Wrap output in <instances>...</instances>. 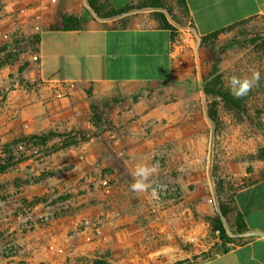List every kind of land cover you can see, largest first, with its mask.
<instances>
[{"label":"crops","instance_id":"crops-1","mask_svg":"<svg viewBox=\"0 0 264 264\" xmlns=\"http://www.w3.org/2000/svg\"><path fill=\"white\" fill-rule=\"evenodd\" d=\"M108 1L120 9L133 0ZM185 1L188 26L182 29L185 40L180 41L176 32L183 27L166 15L176 28L172 35L159 25L151 9L102 18L87 0H0V95L11 92L17 98L30 92L32 132L91 130V107L103 113L105 132L61 155L63 171L89 175L96 187L108 178V192L114 194L133 180L131 173L138 163L156 166L165 145L178 147L169 158L183 164L205 156L202 146L212 141L208 97L191 88L210 58V51L199 47L200 39L264 15V0ZM15 47L26 51L6 59ZM5 125L0 122V127ZM6 126L19 133V124ZM234 201L245 227L241 242L199 264H264V178L237 190ZM84 208L75 219L63 221L71 228L102 222L101 239L106 243L101 253L109 254L107 244L115 237V226L122 225L120 234L131 238L135 217L118 215L106 204L90 203ZM66 238L72 245L77 243L74 250L51 264H66V259L90 251L86 244L81 246L80 234L70 232ZM91 245L93 249L96 243ZM41 261L29 249L15 263Z\"/></svg>","mask_w":264,"mask_h":264},{"label":"rangeland","instance_id":"rangeland-1","mask_svg":"<svg viewBox=\"0 0 264 264\" xmlns=\"http://www.w3.org/2000/svg\"><path fill=\"white\" fill-rule=\"evenodd\" d=\"M170 2L174 15H166L183 27L176 32L183 41L186 32L182 29H187L184 27L188 26V17L177 0ZM263 39L264 15L200 39V48L210 51L208 45L213 43L220 51L219 66L226 87L227 77L251 75L253 69L260 72V81L247 94L242 110L228 111L221 99L206 98L212 141L207 140L202 146L205 156L183 164L169 158L178 147L165 145L155 161L157 172L145 192L132 191V180L114 195L108 192V178H102L100 187H96L91 176L79 177L75 171L62 170L61 155L79 149L107 129L101 121V126L96 125L93 115L91 130L52 128L32 132L30 92L17 98L11 92L0 95V122L20 125L19 133L15 127H0V264H17L15 261L26 256L29 249L33 257L43 259L39 264H51L74 250L77 243L72 245L66 238L70 232L80 234L81 246L86 244L90 251L66 259V264H96L97 260L106 264H199L224 250L213 226L214 218L221 213V207L225 208L228 216L222 219L226 231L236 236L231 232L238 217L234 195L264 178V48L260 47ZM25 51L15 47L5 58L14 59ZM211 59L210 52L209 61L200 68V79L194 85L191 82V88L202 90ZM95 112L102 118L98 107ZM209 112H215V123ZM216 188L221 190V202ZM90 203L109 205L110 211L118 215L124 212L135 217L134 223L137 221L127 240L120 234L122 225L115 226V237L107 244L109 254L100 252L106 243L101 239L102 222L71 228L63 221L66 217L75 219Z\"/></svg>","mask_w":264,"mask_h":264},{"label":"trees","instance_id":"trees-1","mask_svg":"<svg viewBox=\"0 0 264 264\" xmlns=\"http://www.w3.org/2000/svg\"><path fill=\"white\" fill-rule=\"evenodd\" d=\"M177 2L179 5H181V7L183 8L184 12L186 13L188 17V9H187L186 1L177 0ZM87 3L89 7L99 17H102V18L117 17V16H120L128 12H132V11H142V10H147V9L155 10V12H153L152 15L159 22V25L163 29L170 30L172 32V35L175 34L176 28H174V26L169 23L167 16L165 14L167 13L170 17L173 18V15H174L173 14V4L170 2V0H133L130 4L120 9H115L109 3L108 0H87ZM159 10L164 11L165 13ZM174 22L176 24H179L175 20ZM218 31L208 34L207 36L208 37L215 36L217 35ZM208 47L210 49L212 59H211V67L209 69V73L204 78L203 84H202V90L204 94L208 98L221 99L223 102L224 108L228 111L242 110L244 108L245 101L247 100V95L241 98H236L230 94V91L224 84L223 77L220 72V66H219L220 61H221L220 56H219L220 51L216 49L213 43L209 44ZM260 47L264 48V39L261 41ZM221 50H223V48H221ZM91 111H92V115H93L92 118L94 122L96 123V125H99L101 121V116L95 112L96 106H92ZM214 114L215 112H209L208 116L215 123L216 117L214 116ZM257 181L258 180L252 182L251 184ZM220 191L221 190H219V188H216V195L219 201L221 200V196H222ZM227 216H228V211L225 210V208L221 207V213L219 215H216V217L214 218V223H213L214 228L218 230L219 232V238L223 243L224 250L230 244L235 245V244L240 243L242 240L241 235L245 233L243 219L241 215L238 213V217L236 219L237 224L236 225L234 224V226L231 227V232L236 234V236H231V234L226 231V227L222 219V217H227ZM96 264H106V263L103 261L97 260Z\"/></svg>","mask_w":264,"mask_h":264},{"label":"clouds","instance_id":"clouds-1","mask_svg":"<svg viewBox=\"0 0 264 264\" xmlns=\"http://www.w3.org/2000/svg\"><path fill=\"white\" fill-rule=\"evenodd\" d=\"M260 81V72L253 69L251 75H231L227 77V87L230 94L236 98L247 95ZM157 172L155 165L138 163L133 172V182L130 185L132 191L145 192L150 187V178ZM155 189H153V192Z\"/></svg>","mask_w":264,"mask_h":264}]
</instances>
